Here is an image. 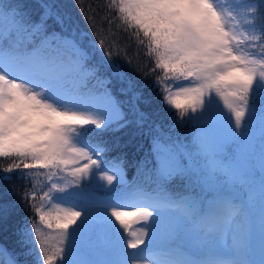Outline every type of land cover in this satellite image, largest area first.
Here are the masks:
<instances>
[{
    "label": "snow or ice",
    "instance_id": "1",
    "mask_svg": "<svg viewBox=\"0 0 264 264\" xmlns=\"http://www.w3.org/2000/svg\"><path fill=\"white\" fill-rule=\"evenodd\" d=\"M103 8L149 64L114 51L95 12L89 50L62 0H0V229L18 249L0 245V264H264V0ZM124 129L147 144L131 163L104 136ZM176 239L204 258H178Z\"/></svg>",
    "mask_w": 264,
    "mask_h": 264
},
{
    "label": "trees",
    "instance_id": "2",
    "mask_svg": "<svg viewBox=\"0 0 264 264\" xmlns=\"http://www.w3.org/2000/svg\"><path fill=\"white\" fill-rule=\"evenodd\" d=\"M62 2L67 6L68 11L70 12L73 19L76 21L79 29H81L86 36L82 40V44L84 48L91 50L92 43L97 40V35L94 34L93 29L89 26V21L86 19L85 14L92 15L95 12V16L97 18V28L99 29V35L104 36L106 38V42L111 43L113 45V50L116 51L115 45L118 43L123 46L125 43H128L127 56L131 59L132 65H139L140 67H144L146 64H149L147 57L142 54V50H139V54H137L138 50L135 47V44L128 42L124 33L116 31L115 26H113V32L115 35L108 33L106 31L107 24L101 25L99 23V17L106 14V10L103 8V4L105 0H62ZM24 3L30 6L33 10L38 9L39 0H24ZM83 9V12L81 11ZM96 54L98 55V44L96 45ZM114 63L121 66L122 70L132 74L136 79L140 80L141 83L151 84V80H141L140 75L134 70L133 66H130L123 55L118 58H114ZM121 85L113 80L112 91L117 97L118 100H125L126 98L122 96L118 89ZM149 89H146L145 92L148 94ZM155 95V93H153ZM187 130L186 128L184 129ZM105 138L113 141L116 144L115 150L110 154L111 156L116 157H124L129 163L138 159L143 151L147 148V144L140 140L138 136H136L132 129H124L119 132H107L104 134ZM4 162H0V167L3 166ZM3 175V173H0ZM134 175V171L132 168H128L127 178L131 181ZM13 178L9 181V184L19 185L22 182L16 179V174H12ZM10 200H18V197H9ZM26 210L21 207H17L14 210V216L16 219H21L24 216V212ZM178 242L179 244H177ZM167 246H172L177 248L179 252L184 253L186 257H194L195 259H200L199 255L192 248H190L185 241H178V239L173 240L171 242H165ZM0 245L9 249V251H18L17 246L14 241V224L10 223L7 226L0 229ZM26 259L25 257H21V260ZM30 260L31 258H27Z\"/></svg>",
    "mask_w": 264,
    "mask_h": 264
},
{
    "label": "rangeland",
    "instance_id": "3",
    "mask_svg": "<svg viewBox=\"0 0 264 264\" xmlns=\"http://www.w3.org/2000/svg\"><path fill=\"white\" fill-rule=\"evenodd\" d=\"M134 227H139V225H135ZM224 244L226 245V247L229 250V253H227V254H230V250H231V247H232V241H231V239L229 238V239L225 240L224 241Z\"/></svg>",
    "mask_w": 264,
    "mask_h": 264
}]
</instances>
